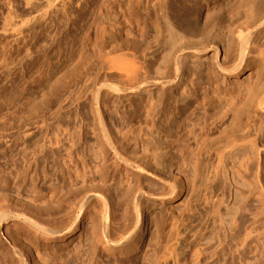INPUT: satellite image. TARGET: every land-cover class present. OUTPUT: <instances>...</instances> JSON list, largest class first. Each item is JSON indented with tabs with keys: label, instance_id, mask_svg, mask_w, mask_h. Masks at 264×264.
<instances>
[{
	"label": "rangeland",
	"instance_id": "rangeland-1",
	"mask_svg": "<svg viewBox=\"0 0 264 264\" xmlns=\"http://www.w3.org/2000/svg\"><path fill=\"white\" fill-rule=\"evenodd\" d=\"M243 1L0 0V211L62 227L85 204L64 240L36 235L15 216L3 221L0 264H17L15 249L28 264H197L199 249L198 264H264L256 179L258 167L264 179V114L256 108L264 55L254 52L228 76L208 41L227 48L221 59L232 57ZM126 64L136 65V78ZM105 124L149 175L117 165ZM94 193L112 218L105 239L132 232L125 252L104 249Z\"/></svg>",
	"mask_w": 264,
	"mask_h": 264
},
{
	"label": "bare ground",
	"instance_id": "bare-ground-1",
	"mask_svg": "<svg viewBox=\"0 0 264 264\" xmlns=\"http://www.w3.org/2000/svg\"><path fill=\"white\" fill-rule=\"evenodd\" d=\"M137 1V0H136ZM159 1V0H158ZM233 1V0H232ZM243 1V0H242ZM138 3V2H137ZM140 3V2H139ZM243 3H244V5L246 6V8H245V14L243 15L244 16V19L240 22L241 24H234V27H236V35H235V37H236V40H237V44H236V48L235 49H231L232 51H233V55H232V57L231 58H220V54H222V52L225 54V52L227 51V48L226 47H224V48H222L219 44H218V42H217V40L216 41H212L211 39V42H210V40H208L209 41V43H211V48H213V51H214V55H215V66L218 68V70H220L222 73H224L225 75H228V76H236V75H238L242 70H243V67H244V65H245V63H246V60H247V58H248V56H250L251 54H253L254 52H256V51H259V53L261 54V55H264V0H244L243 1ZM232 6V5H231ZM136 7V6H135ZM127 8V7H126ZM236 8V7H235ZM109 9V8H108ZM136 9V8H135ZM110 11V10H109ZM128 14V13H127ZM141 18V17H140ZM125 20V19H124ZM144 20V19H143ZM237 20V19H236ZM126 21V20H125ZM141 21V20H140ZM237 22H239V19H238V21ZM134 23V22H133ZM135 23H137V22H135ZM244 23V24H243ZM123 24H125V23H123ZM140 24V23H139ZM134 25H136V24H134ZM211 25V24H210ZM132 27H133V25H132ZM142 27V26H141ZM141 29V28H140ZM137 30V29H136ZM130 33V32H129ZM138 33V32H137ZM133 34V33H132ZM130 36V35H129ZM129 36H127L128 38H129ZM131 37H132V35H131ZM214 39V38H213ZM123 41V40H122ZM130 41V40H129ZM207 41V42H208ZM139 42V41H138ZM128 44V43H127ZM126 44V45H127ZM131 45V44H130ZM209 47V46H208ZM232 47H234V46H232ZM204 49V48H203ZM132 50V49H131ZM131 50H127V51H131ZM134 50V49H133ZM200 50H202V49H200ZM136 51V50H135ZM126 53H128V52H126ZM184 52L182 51L180 54H178V60H180L181 58H182V54H183ZM127 55V57L130 55H128V54H126ZM123 57H124V55H122ZM121 56V57H122ZM120 57V56H119ZM122 57V58H123ZM126 57V56H125ZM124 57V58H125ZM126 57V58H127ZM130 58H131V55L129 56ZM133 57V56H132ZM114 59V58H113ZM118 59V58H117ZM121 59V58H120ZM114 60H116V59H114ZM125 60H127V59H124V61ZM132 60H134L133 61V63L136 61L135 59H132ZM131 60V61H132ZM120 61V60H119ZM119 61L117 62V60L116 61H112V62H117V64L119 63ZM130 61V60H129ZM120 62H122V61H120ZM137 62V61H136ZM135 62V63H136ZM125 63H127L128 64V62H125ZM132 63V62H131ZM114 64V63H113ZM117 64H114V66L115 65H117ZM127 64H126V66H127ZM137 64V63H136ZM120 65H122V63L120 64ZM120 65H118V68H122ZM125 65V64H124ZM113 66V67H114ZM120 66V67H119ZM123 66V65H122ZM131 66V65H130ZM136 66V65H135ZM134 66V67H135ZM138 66V65H137ZM128 67V66H127ZM134 67H132L131 66V70L133 71H137L138 72V68H137V70H135V68ZM143 67V66H142ZM130 69H129V67L127 68V70H129L130 71ZM121 70V69H120ZM122 71V70H121ZM132 71H130V74L132 75V73L134 72H132ZM142 71V70H141ZM124 72V71H123ZM132 72V73H131ZM137 72H134L135 74H133L134 76H135V78H136V76H137ZM137 73V74H136ZM142 73V72H141ZM124 75V74H123ZM122 75V76H123ZM130 75V76H131ZM141 75V74H140ZM125 76H127V75H125ZM129 76V77H130ZM124 78V77H123ZM131 78H132V76H131ZM139 79H140V77H138ZM128 79V78H127ZM133 79V78H132ZM125 80V79H124ZM135 80V79H134ZM127 81V80H126ZM136 81H137V79H136ZM164 81H166V80H164ZM168 81V80H167ZM176 81H178V80H176ZM139 82V81H138ZM127 83V82H126ZM132 83V82H131ZM134 83V82H133ZM154 83V82H153ZM129 84V83H128ZM137 84V83H136ZM135 85V83L132 85L131 84V86H128V85H126L127 87L126 88H128L129 89V91L131 90H135L134 89V87H136V86H134ZM138 87V86H137ZM111 93V92H110ZM136 93V92H135ZM135 108V107H134ZM153 108V107H152ZM152 108H150V107H148L147 108V110H146V112L148 113V115L150 116V114L151 113H154V111H153V109ZM256 108L258 109V111H260L261 113H262V115L264 114V89H262L260 92H259V94L257 95V101H256ZM139 109V108H138ZM171 109V108H170ZM156 110V109H155ZM159 110V109H158ZM156 112H158L157 110H156ZM169 112V111H168ZM170 113V112H169ZM171 113H172V111H171ZM155 114V113H154ZM154 114H153V116H150L151 118V120L149 119L148 121H151V125L152 126H154L155 127V116H154ZM173 114V113H172ZM171 114V115H172ZM147 115V116H148ZM156 115V114H155ZM146 116V117H147ZM171 117V116H170ZM262 116L260 115V118H261ZM263 118V117H262ZM147 120V119H146ZM172 120H173V118H171L170 119V125H171V123H172ZM147 123V122H146ZM157 123V122H156ZM111 124V123H110ZM149 125H150V123H148ZM147 124V126H149ZM106 125V124H105ZM169 126V125H168ZM149 128V127H148ZM152 128V127H151ZM110 130V129H109ZM108 130V128H107V125H106V127H104L103 126V142H104V146H105V148H107V149H109L111 152H114L115 154H116V156H117V165H120L122 168H123V170H125L126 172H131V171H134L135 172V175H136V173H138L139 175L141 174V173H146L147 172V170H148V168L145 166V165H143L144 164V162L143 163H139V162H136V161H134V160H132L133 158H129L128 157V153H126V151H124L125 149H123V147L125 146V145H123V142H120V141H118V137L116 138L114 135V137L111 135V133H110V131ZM112 131V130H111ZM2 137H3V135H2ZM6 137V136H5ZM8 137V136H7ZM257 137V136H256ZM123 138V137H122ZM9 139V138H8ZM11 139V138H10ZM256 139V138H255ZM16 140H19V138H16L15 140H11V142L9 143V146L11 147V146H13V145H15L16 144ZM124 140V139H123ZM1 141V140H0ZM3 141V140H2ZM10 141V140H9ZM255 141V140H254ZM6 142H8V140L6 141ZM5 142V143H6ZM253 142V141H252ZM254 143V142H253ZM0 144H1V142H0ZM126 144V143H125ZM6 145H7V143H6ZM9 147V148H10ZM127 147V146H126ZM125 148V147H124ZM185 149V148H184ZM183 149V150H184ZM127 150V149H126ZM5 153V152H4ZM113 153V154H114ZM125 153L127 154V156L125 155ZM107 154V153H106ZM111 155V154H110ZM32 156H33V154H32ZM33 158H34V156H33ZM35 159V158H34ZM37 159V158H36ZM35 159V160H36ZM138 161V160H137ZM35 162V161H34ZM157 162V161H156ZM195 162H197V161H194V163H193V171H195V169H196V164L197 163H195ZM163 164V163H162ZM152 165V164H151ZM159 166V165H158ZM162 166V165H161ZM160 166V167H161ZM120 167V168H121ZM151 167V166H150ZM149 167V168H150ZM153 167V166H152ZM258 167V166H257ZM195 168V169H194ZM156 172L158 171H160L158 168H157V166H155L154 168H153ZM115 170V169H114ZM150 171V170H149ZM112 172V171H111ZM156 172H155V174H156ZM161 172V171H160ZM147 174H148V172H147ZM158 174V173H157ZM161 174V173H160ZM149 175V174H148ZM162 175V174H161ZM263 174H262V169L260 170L259 169V167L257 168V170H256V179H257V186H258V188L259 189H261V190H263V187H264V179L262 178L263 176H262ZM135 177V176H134ZM158 177H159V175H158ZM162 177V176H161ZM21 179V178H20ZM160 179V178H159ZM162 179V178H161ZM171 182V181H170ZM169 182V183H170ZM177 185H175V183L174 182H171L170 184H169V189L167 190L168 191V195H169V197H172V196H174L175 195V193H176V187ZM139 191H140V189H139ZM103 192H105V191H103ZM106 193V192H105ZM104 194V193H103ZM142 194H143V192H138L137 194H136V196H135V198H134V204H135V208H134V218H131V219H133V221H132V224H130L131 225V227H132V232L134 231V230H136V228H137V226H138V224H139V222H140V220H141V213H140V209H139V205H140V200H141V196H142ZM106 195V194H105ZM91 197H93V198H96L97 200H100L101 201V204H102V207H101V217H100V222H101V228H102V230H103V232H104V236H102V237H104V239H105V237L107 238V237H109V235L111 234V232H110V230L112 229L111 227H113L112 226V218H111V216L109 215V211H108V207H107V200L105 199V197H104V195H102L101 193L100 194H97V193H94V194H92L91 195ZM89 201V200H88ZM85 202V201H84ZM99 203V202H98ZM88 204V203H87ZM83 205H85V204H83ZM83 205H81L79 208H78V210H79V214L77 215L76 213H75V216L76 217H74L73 219H71V217H70V219H68L69 221L66 223V224H64L62 227H46V226H43L41 223H39L37 220H34V219H32L31 217H29L28 215H25V214H14V213H12V212H10V211H0V225H1V223L3 222V221H5L6 219H8L9 217H11V216H15V218H17L18 220H20V221H22V223L23 224H25V225H27L28 227H30V228H32V230L34 231V232H36V235L37 234H39V235H43V236H45V238H47V237H50V238H53V239H58V240H64L65 239V237H66V235L68 234V233H70V232H72L73 230H74V228L76 227V225H77V222H78V220L80 219V215H81V213L82 212H84L83 210V208L85 207H82ZM142 212V211H141ZM114 219V218H113ZM127 221V220H126ZM131 221H130V223H131ZM99 222V221H98ZM96 223V222H95ZM115 225V224H114ZM129 225V224H128ZM129 225V226H130ZM53 226V225H52ZM237 226H238V223H237V221H233L232 223H230L229 225H228V228H229V231L231 232L232 230H236V228H237ZM92 227V226H91ZM126 227H128L127 225L125 226V229H126ZM93 228V227H92ZM124 229V228H123ZM93 230V229H92ZM130 230V231H131ZM120 231V230H119ZM123 231V230H122ZM128 231V230H127ZM130 231H128V232H130ZM118 232V231H117ZM123 232H125V230L123 231ZM132 232L130 233V234H126L127 236L126 237H124V238H120V237H118L117 238V240H112V238H111V240L108 238V239H105L104 240V242L105 243H103V247H104V249L105 250H110V249H114L115 247L118 249V250H120V251H118V252H125L124 251V249L127 247V246H130V248H131V246L133 247V245H135L134 244V242H133V240H132ZM110 233V234H109ZM113 233H114V231H113ZM112 233V234H113ZM97 234V233H96ZM109 234V235H108ZM119 234V233H118ZM124 234V233H123ZM102 235H103V233H102ZM42 236V237H43ZM111 236V235H110ZM120 236V235H119ZM122 237V236H121ZM115 238H116V236H115ZM99 239V238H98ZM136 239V238H135ZM174 246V245H173ZM172 247V246H171ZM128 248H126V250H127ZM112 251V250H111ZM170 251H171V249H170ZM196 251V250H195ZM194 251V252H195ZM15 254H16V262H17V264H28L27 263V261H26V258L24 257V255L19 251V250H17V249H15ZM172 252H173V249H172ZM172 252H170L171 254H172ZM204 251H203V249H199V250H197L196 251V254H195V259L197 260V262L199 263L200 261H202V259L204 258L205 259V256H204ZM121 254V253H120ZM174 254V253H173ZM178 254V253H177ZM171 257H172V255H171ZM176 257V256H175ZM175 257H174V259H175ZM199 259V260H198ZM195 260V261H196ZM207 260V259H206ZM206 260H204L205 261V263L207 264V262L208 261H206ZM209 260V259H208ZM196 262V263H197ZM197 263V264H198ZM195 264V263H194Z\"/></svg>",
	"mask_w": 264,
	"mask_h": 264
}]
</instances>
